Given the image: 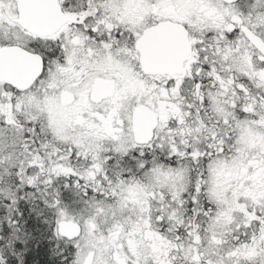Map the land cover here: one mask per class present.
Listing matches in <instances>:
<instances>
[{
    "label": "snow or ice",
    "instance_id": "1",
    "mask_svg": "<svg viewBox=\"0 0 264 264\" xmlns=\"http://www.w3.org/2000/svg\"><path fill=\"white\" fill-rule=\"evenodd\" d=\"M0 264H264V0H0Z\"/></svg>",
    "mask_w": 264,
    "mask_h": 264
}]
</instances>
